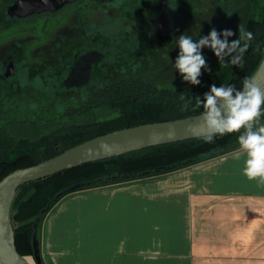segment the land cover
I'll return each mask as SVG.
<instances>
[{"label":"trees","instance_id":"trees-1","mask_svg":"<svg viewBox=\"0 0 264 264\" xmlns=\"http://www.w3.org/2000/svg\"><path fill=\"white\" fill-rule=\"evenodd\" d=\"M193 1L169 0L167 10L177 21L181 12L194 9ZM150 2L116 0L117 7H127L131 13V16L120 15L130 24H123L122 28L119 27L109 36L99 31L97 24L89 23L87 18L91 17H84L83 9L77 6L75 20L68 25L71 32L67 34L60 30L49 41L48 47L55 41L58 44V48L56 45L52 46L58 51L52 77L58 79L70 69L73 50L79 53L97 50L106 54L105 62L96 66L87 84L80 88L83 89V94L77 104L69 102L66 106L62 105L55 114H48L45 110L38 115H27L21 119L7 114L0 116V180L16 169L39 164L109 132L201 114L202 108L196 106L197 100L203 98L210 85L215 83L217 86L235 85L241 88L244 79L250 78L260 64L264 56V0H218L216 21L212 28L217 31L232 30L236 35L230 37V41L238 37L240 23L254 35L244 54L242 67L227 62L220 65L212 51L205 48L203 52L212 71L202 70L201 84L198 86L185 81L180 84H160L146 74L125 75L114 80L105 78V66L114 64L115 57L123 56L130 46H156L155 41L149 38L147 26L150 18L158 17L160 10L151 6ZM6 3L7 1L0 0V43L24 33L43 34L49 25L48 21L57 20V27L60 24L59 16L63 12L67 13L60 12V7L52 11H31L25 16L7 15L4 8ZM90 8L94 9L92 5ZM7 28L11 30L8 33ZM212 28L192 38L198 40ZM178 52L179 49L168 56L173 63ZM18 64L14 76L19 73ZM97 71L101 73L100 77L95 75ZM3 72L4 70L1 71V79H4ZM10 79L13 77L7 80ZM181 92L187 94V101L180 100ZM238 135L239 133H231L217 136L212 143H206L200 138L148 148L85 164L20 186L10 211L17 252L23 257L33 256L34 235L36 237L45 215L64 196L85 189L165 174L233 152L239 146Z\"/></svg>","mask_w":264,"mask_h":264},{"label":"crops","instance_id":"crops-1","mask_svg":"<svg viewBox=\"0 0 264 264\" xmlns=\"http://www.w3.org/2000/svg\"><path fill=\"white\" fill-rule=\"evenodd\" d=\"M232 153L64 196L36 234L39 264H264V182Z\"/></svg>","mask_w":264,"mask_h":264},{"label":"rangeland","instance_id":"rangeland-1","mask_svg":"<svg viewBox=\"0 0 264 264\" xmlns=\"http://www.w3.org/2000/svg\"><path fill=\"white\" fill-rule=\"evenodd\" d=\"M35 1L37 0H14L7 6V15H20L18 7L21 3ZM217 1L194 0V9L181 12L177 21L169 14L167 5H161L162 16L151 25L152 38L156 46L149 44L138 47L130 46L123 56L115 57L114 64L105 66L104 77L114 80L125 75L146 74L160 84L182 83L181 75L173 67L174 63L168 56L178 50L176 38L181 34L185 33L194 37L214 26ZM89 17H91L87 18L89 23L97 24L99 31L106 36L116 32L119 27L122 28L123 24L126 26L130 24L112 8L105 12L93 13ZM58 20L60 24L57 27L55 26L57 20L48 21L49 25L43 34L24 33L0 43L1 117L7 114L9 117L21 119L27 115H38L45 110L48 114H55L62 105L66 106L69 102L77 104L83 94V89L80 88L87 84L96 66L105 62L106 54L97 50H89L75 57L70 69L61 76L62 78H53L52 73L57 63L56 54L58 51L52 46L56 45L58 48V44H55V41L48 47L49 41L54 39L60 30L66 31L67 34L70 33L68 25L74 22V18L69 12H63ZM27 25L31 24L27 23ZM9 29H6V33ZM46 39L47 41H45ZM17 63H19V73L14 76ZM2 70H4V79H1ZM100 74L99 71L95 73L97 77H100ZM10 77L13 79L7 80ZM27 261L30 264H35L30 257H27Z\"/></svg>","mask_w":264,"mask_h":264},{"label":"clouds","instance_id":"clouds-1","mask_svg":"<svg viewBox=\"0 0 264 264\" xmlns=\"http://www.w3.org/2000/svg\"><path fill=\"white\" fill-rule=\"evenodd\" d=\"M238 33V37L231 41L229 38L236 33L230 29L217 31L212 28L198 40L181 34L176 38L179 52L173 67L183 81L197 86L201 84L203 71H212L203 52L205 48L212 51L220 65L227 62L242 67L244 54L254 35L242 23L238 25ZM179 98L187 101V94L181 92ZM196 106L202 108L200 120L204 142L212 143L217 136L239 133V146L233 151V158L239 160L243 157V174L249 180L259 178L264 182V89L247 77L241 88L213 83L203 98L197 100Z\"/></svg>","mask_w":264,"mask_h":264},{"label":"water","instance_id":"water-1","mask_svg":"<svg viewBox=\"0 0 264 264\" xmlns=\"http://www.w3.org/2000/svg\"><path fill=\"white\" fill-rule=\"evenodd\" d=\"M66 1L23 2L19 5L18 10L21 16H25L24 14L31 11H52L60 8ZM8 74L7 72L6 75L8 76ZM250 79L264 89V56ZM200 115L141 124L109 132L85 141L39 164L16 169L7 174L0 180V264H30L16 250L10 220L11 207L20 186L52 177L85 164L120 157L148 148L200 139L203 135ZM36 245L34 235L32 243L34 259L39 264Z\"/></svg>","mask_w":264,"mask_h":264},{"label":"flooded vegetation","instance_id":"flooded-vegetation-1","mask_svg":"<svg viewBox=\"0 0 264 264\" xmlns=\"http://www.w3.org/2000/svg\"><path fill=\"white\" fill-rule=\"evenodd\" d=\"M115 1L116 0H67L66 2H64L60 7L62 8L60 12L63 11H67L70 13V15H73V18L75 20L76 17V13H77V6H81L80 8H82V14L84 17H86L87 15H91L93 13H101V12H105L107 11L109 8L114 9L116 12H118L120 15L121 14H125L126 16H131V13L128 12L127 7H117L115 5ZM150 5L151 6H155L160 10V13L158 15L157 18H150L149 20V24L147 26V30H148V34H149V38H152V33H151V25L155 22H157L161 16H162V10H161V5H167V1L169 0H150ZM12 2H14V0H7V3L5 4V10L7 9V6L9 4H11ZM93 3V4H90ZM93 6L94 9H91L90 6ZM44 11V10H43ZM51 11V10H50ZM29 12H27L26 14H28ZM20 14V12H19ZM24 14V15H26ZM21 15V14H20ZM72 39L74 38V35L71 36ZM90 50H94V49H90ZM89 50H84L83 52H86ZM81 52V53H83ZM77 51L73 50V58H72V62L75 59V57L78 54H81Z\"/></svg>","mask_w":264,"mask_h":264}]
</instances>
